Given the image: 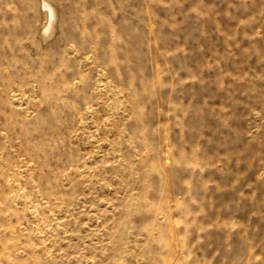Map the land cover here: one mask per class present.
I'll list each match as a JSON object with an SVG mask.
<instances>
[{
	"label": "rangeland",
	"instance_id": "1",
	"mask_svg": "<svg viewBox=\"0 0 264 264\" xmlns=\"http://www.w3.org/2000/svg\"><path fill=\"white\" fill-rule=\"evenodd\" d=\"M0 264H264V0H0Z\"/></svg>",
	"mask_w": 264,
	"mask_h": 264
}]
</instances>
